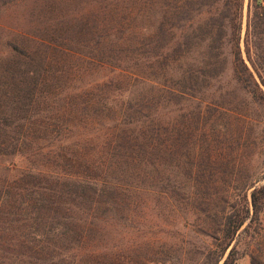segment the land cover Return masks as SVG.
I'll return each instance as SVG.
<instances>
[{
  "label": "trees",
  "instance_id": "16d2710c",
  "mask_svg": "<svg viewBox=\"0 0 264 264\" xmlns=\"http://www.w3.org/2000/svg\"><path fill=\"white\" fill-rule=\"evenodd\" d=\"M150 4L153 22L140 40L141 55L34 58L0 73L2 247L15 229L41 264L51 260L47 243L61 240L58 255L76 249L71 234L101 228L98 220L113 222L123 205L130 207L133 186L122 185L120 174L142 168L139 175L160 184L146 192L166 198L186 188L187 214L197 217L203 206L204 217L215 220V264H236L231 245L264 209V58H253L248 37L247 57L242 53L245 0ZM257 128L260 146L251 155ZM232 144L236 150L228 151ZM182 147L194 166L191 178L214 177L169 189L162 167L169 152L181 159ZM220 164L234 169L231 182L215 171Z\"/></svg>",
  "mask_w": 264,
  "mask_h": 264
},
{
  "label": "rangeland",
  "instance_id": "374dc122",
  "mask_svg": "<svg viewBox=\"0 0 264 264\" xmlns=\"http://www.w3.org/2000/svg\"><path fill=\"white\" fill-rule=\"evenodd\" d=\"M150 14V0H0V73L16 65L22 67V62L29 63L34 58L49 61L52 58L141 55L140 40L147 35V28L153 22ZM247 37L253 58H264V0H245L241 20V47L245 57ZM258 132L257 128L252 136L255 144L250 149L251 155L258 153L259 139L254 137ZM262 133L261 125V176L264 167ZM232 145L228 151L236 150L234 146L238 144ZM98 152L105 155L108 151ZM178 153L181 154L179 161L169 152L170 158L161 168L166 169L161 176L168 179L169 189L190 183L201 185L214 177L208 174L191 178L194 166L185 158L187 149L182 147ZM259 159L253 158L255 165ZM141 170H134L135 173L128 177L120 174L122 185L129 181L133 186L130 207L128 203L123 205L113 222L101 224L98 220L101 228L79 229V233L71 234L73 241L77 239L76 249L58 255L61 251L56 247L61 240L56 244L47 243L45 247L51 250L46 255L51 260L43 264H215L216 246L212 236L215 235L212 231L215 220L204 217L200 211L203 206H197V217L187 214L186 188L177 187L174 195L166 198L146 192L145 189H159L160 184L158 179L147 178L149 173L139 175ZM215 171H224L220 175L223 182H231L234 178L233 168L220 164L215 166ZM260 183H264V178ZM126 196L120 194V199H128ZM166 199L169 202L172 199L175 206L169 208ZM62 238L65 240L63 247H69L68 239ZM3 240L4 246L0 244L2 264H41L37 249L32 248V242L24 243V236L18 230L10 229ZM233 246L236 264H264V209L258 217L247 220L231 248ZM20 253L24 258L16 259Z\"/></svg>",
  "mask_w": 264,
  "mask_h": 264
}]
</instances>
